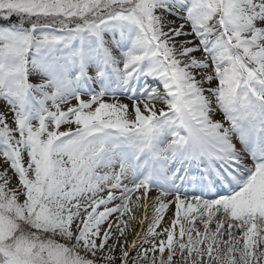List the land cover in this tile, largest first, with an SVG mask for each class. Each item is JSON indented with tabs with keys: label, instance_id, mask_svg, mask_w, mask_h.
I'll return each instance as SVG.
<instances>
[{
	"label": "snow or ice",
	"instance_id": "6c2138e0",
	"mask_svg": "<svg viewBox=\"0 0 264 264\" xmlns=\"http://www.w3.org/2000/svg\"><path fill=\"white\" fill-rule=\"evenodd\" d=\"M0 264H264V0H0Z\"/></svg>",
	"mask_w": 264,
	"mask_h": 264
},
{
	"label": "rangeland",
	"instance_id": "374dc122",
	"mask_svg": "<svg viewBox=\"0 0 264 264\" xmlns=\"http://www.w3.org/2000/svg\"><path fill=\"white\" fill-rule=\"evenodd\" d=\"M165 223H167V218H165ZM129 239H131V237H129Z\"/></svg>",
	"mask_w": 264,
	"mask_h": 264
},
{
	"label": "bare ground",
	"instance_id": "6f19581e",
	"mask_svg": "<svg viewBox=\"0 0 264 264\" xmlns=\"http://www.w3.org/2000/svg\"><path fill=\"white\" fill-rule=\"evenodd\" d=\"M137 230H139V226H137Z\"/></svg>",
	"mask_w": 264,
	"mask_h": 264
}]
</instances>
